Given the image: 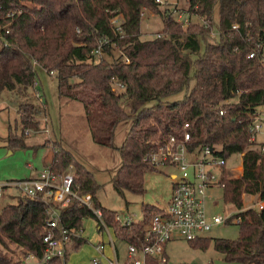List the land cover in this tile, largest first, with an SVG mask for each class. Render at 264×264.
Returning <instances> with one entry per match:
<instances>
[{
    "label": "trees",
    "instance_id": "trees-1",
    "mask_svg": "<svg viewBox=\"0 0 264 264\" xmlns=\"http://www.w3.org/2000/svg\"><path fill=\"white\" fill-rule=\"evenodd\" d=\"M0 7V23H11L9 33L0 28V94L30 98L37 67L55 71L60 98L82 102L94 141L118 151L112 184L119 193L145 192V173L156 169L144 156L171 135L180 139L189 131L191 147L217 146L226 159L243 153L242 175L225 178V200L240 210L239 236L189 243L202 249L213 243L227 261L264 264V206L244 208L242 198L245 191L264 202V153L250 148L255 114L264 106V0H189L188 24L156 0H0ZM10 9L17 11L12 20L5 17ZM146 9L162 17L161 36L141 39ZM116 16H122L118 25ZM100 45L102 53H95ZM113 45L121 55L110 61L104 55L113 56ZM181 92V99H169ZM17 107L22 135L40 129L36 116L45 109L24 101ZM128 119L131 126L118 147L116 129ZM22 135H10L11 143L23 146ZM72 164L75 183L93 194L117 241L140 246L156 205L143 206L145 221L124 225L116 210L100 204L101 185L68 149L59 147L48 166L62 173ZM46 210L43 201L26 196L0 208V264H22L9 255L15 253L10 244L24 255H43ZM61 216L66 227H81L92 213L73 203ZM75 241L76 249L86 242ZM147 264L156 261L149 257Z\"/></svg>",
    "mask_w": 264,
    "mask_h": 264
},
{
    "label": "rangeland",
    "instance_id": "rangeland-1",
    "mask_svg": "<svg viewBox=\"0 0 264 264\" xmlns=\"http://www.w3.org/2000/svg\"><path fill=\"white\" fill-rule=\"evenodd\" d=\"M160 5L173 8L177 18L179 19V15L183 14L182 19H184L189 7V0H163ZM142 18L141 39L159 37L157 35L162 33L164 27L162 17L156 12L146 9ZM121 20L122 16L116 17V25ZM194 21H196L195 17ZM120 55V49L113 45V56H104L111 61ZM37 70L39 84L31 91L32 97L18 96L11 91L0 94V183L27 178L35 170H43L53 158L55 151L59 150V147H64L74 155L79 163H82L93 173L94 178L101 185L96 196L102 206L116 210L123 217L130 216L135 222H141L144 219V205H160L167 202L171 193L169 176L172 172H178L177 169L169 167L147 171L145 173V192L142 194L129 191H125L124 194L119 193L112 184V177L120 167L118 151L94 141L82 102L67 97L60 98L57 73H48L39 66ZM117 89L121 91L123 88L117 84ZM38 92L42 100L36 96ZM183 95L184 92H181L169 99L178 100ZM23 101L34 102L45 109V113L36 116L40 122V129H29L25 135H22V113L17 107V103ZM131 123L132 121L128 119L118 125L114 139L116 146L122 145ZM10 135L13 137L22 135L25 144L21 146L17 142L11 143ZM261 140L264 141V135L259 136V141ZM241 160L240 154H234L228 159L227 167L240 169ZM68 168H71L74 173L76 172L75 165L72 164ZM211 192L219 199V204L215 206L209 203L211 213L225 214L236 210L233 205L226 202L223 189ZM9 193H15V196L10 197ZM18 197H21L18 191L15 188H10L7 193L0 196V208L8 203H16ZM252 198L248 196L244 206H250L255 202V199ZM96 224L97 220L93 216L85 219L83 235L87 241L81 245L79 251L73 253L71 258L73 263H81L92 255L89 242L95 243L100 238L95 228ZM239 231L238 223L229 222L213 227L203 237L236 239L240 234ZM103 237L104 240H107L105 234ZM10 247L15 250V253H9V255L14 260L22 261L24 254L21 252V248L16 244H10ZM166 250L170 260L175 264H242L227 261L224 254L215 249L213 243L207 249H202L193 247L189 241L181 237H175L169 242L166 245Z\"/></svg>",
    "mask_w": 264,
    "mask_h": 264
},
{
    "label": "built area",
    "instance_id": "built-area-1",
    "mask_svg": "<svg viewBox=\"0 0 264 264\" xmlns=\"http://www.w3.org/2000/svg\"><path fill=\"white\" fill-rule=\"evenodd\" d=\"M156 2L161 4L163 0H156ZM16 14V10L10 9L6 12L5 17L12 20ZM116 17L113 19L115 24ZM182 17L183 14H180L179 18L182 19ZM183 21L188 24V14ZM10 24V22L0 23V28L4 29L5 33H9ZM238 27V23L233 25L234 29ZM157 36H161V34ZM212 36L215 37L216 34L212 33ZM94 52L101 54V45ZM254 55L255 52H252L249 57H254ZM126 61L128 62L129 58H126ZM51 73H55V71ZM118 85L122 86L119 83ZM36 96L40 97L39 92ZM40 99L42 100V97ZM220 112L223 114L225 111L221 110ZM263 118L264 106L260 107L255 114L254 125L251 128V140L254 144L250 148L258 153H264V144L259 145V148L256 147L257 134L262 129ZM187 126L188 123L185 124V127ZM190 140L189 131H185L180 139L171 135L157 143V146L144 156V160L156 170L171 167L177 169L178 172H172L170 175L173 180L171 196L165 204L156 205L157 210L151 214L147 223L144 241L140 246L128 243L123 257L119 256L115 245L116 235L113 228L106 222L103 209L96 205L92 193L82 192L81 186L75 183V173L71 168L58 173L46 166L35 176L0 183V196L10 188H15L21 196L43 201L47 206V230L43 238L46 244L45 251L42 256H37L32 252L24 255L22 264H74L67 257L68 245L75 238L85 240L84 227H66L61 223L62 209L73 203L90 210L92 216L97 220L100 230L107 236V240L96 245L98 254L86 264H147L149 257L153 258L156 264H175L170 260L166 250V245L175 237L191 241L203 237L215 226L228 222L239 223L241 221V217L237 215L239 209L236 208V210L225 214L211 213L209 203L214 206L219 204V199L211 191L218 189L225 191L226 177L234 178L241 175L235 173L236 167H227L229 158L221 156L217 146L191 147ZM238 154L242 156L241 163L243 164V153ZM249 197L255 199L253 195ZM242 198L244 203L248 199L245 191L242 193ZM263 206V201L255 200L250 206H244V208L261 209ZM146 218L144 212L143 221ZM116 219L124 225L135 222L130 216L123 217L119 212L116 213ZM107 247L113 249L112 256L106 254Z\"/></svg>",
    "mask_w": 264,
    "mask_h": 264
},
{
    "label": "crops",
    "instance_id": "crops-1",
    "mask_svg": "<svg viewBox=\"0 0 264 264\" xmlns=\"http://www.w3.org/2000/svg\"><path fill=\"white\" fill-rule=\"evenodd\" d=\"M39 84V83H38ZM262 129H261V131L257 134V148H259V145H262V144H264V141H259V136L260 135H264V118L262 119ZM53 157H54V155H53ZM52 160H53V158L51 159V161L49 162V164L52 162ZM49 164H47V165H45V166H48ZM44 166V167H45ZM239 167V166H238ZM235 168V167H234ZM38 171L39 170H35V172H33L29 177H32V176H35V175H37L38 174ZM239 173H238V172ZM232 173L234 172V171H231ZM235 173H237L238 175H241L242 173H243V164L241 163V166H240V169L238 168L236 171H235ZM28 178V177H27ZM169 179H171V192H172V182H173V180H172V178L169 176ZM8 192V191H7ZM6 192V193H7ZM10 194V197L11 196H15V193L14 194H11V193H9ZM170 196H171V193H170ZM170 198V197H169ZM254 198H255V200H257L256 199V197L254 196ZM169 200V199H168ZM167 200V201H168ZM13 203H15V202H13ZM166 202H164L163 204H165ZM163 204H160V205H163ZM236 209V208H235ZM88 218V217H87ZM86 218V219H87ZM84 223H85V221H84ZM83 227H84V225H83ZM95 228H96V230H97V234H98V237L100 236V238L95 242V243H93V242H89V246L91 247V249H92V255L88 258V259H86L85 261H83V262H81V263H74V264H86V263H88L89 261H90V259L93 257V256H95V255H97L98 254V250L96 249V245L97 244H99V243H103L105 240H104V233L102 232V230H100V227L96 224L95 225ZM85 241H87V238L85 237ZM122 244H124V245H122ZM75 245H76V241H75V239L68 245V249H67V257H68V259L70 260V262L71 263H73V261H72V255H73V253L75 252L76 253V251H79V249L80 248H78V249H76L75 248ZM115 245H116V248H117V251H118V253H119V256H121V257H123L124 256V254H125V251H126V249H127V244H125V243H120L119 241H117V238H116V243H115ZM106 254L108 255V256H112L114 253H113V249H111L110 247H107L106 248Z\"/></svg>",
    "mask_w": 264,
    "mask_h": 264
}]
</instances>
